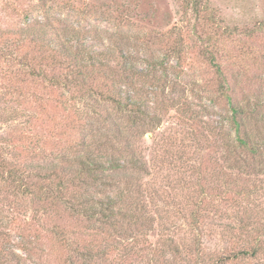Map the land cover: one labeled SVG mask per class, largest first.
Wrapping results in <instances>:
<instances>
[{
  "label": "rangeland",
  "instance_id": "374dc122",
  "mask_svg": "<svg viewBox=\"0 0 264 264\" xmlns=\"http://www.w3.org/2000/svg\"><path fill=\"white\" fill-rule=\"evenodd\" d=\"M71 38L100 55L69 89ZM227 97L264 112V0H0V264H264V159L230 151ZM108 201L127 234L86 211Z\"/></svg>",
  "mask_w": 264,
  "mask_h": 264
},
{
  "label": "trees",
  "instance_id": "16d2710c",
  "mask_svg": "<svg viewBox=\"0 0 264 264\" xmlns=\"http://www.w3.org/2000/svg\"><path fill=\"white\" fill-rule=\"evenodd\" d=\"M208 8V6H207ZM233 31L229 30L228 35L229 37L232 36ZM75 42L76 45L72 46H57L55 50V53L58 54H64L67 61V67H70V75L71 78L68 76L65 78L64 86L67 88H81L79 81L81 78L84 77L83 69L87 67L85 63L92 62V65L90 67L95 68V64H93L99 57L100 54H95V52L91 53L87 46L82 43L80 44V40L78 38L76 39H68V43ZM109 51V49H107ZM111 56L113 53L110 54ZM52 56H55L52 54ZM45 58V57H44ZM44 58L41 57V60ZM122 59V61H121ZM120 59V66L122 67V72H130L131 70V61L130 58H127L123 55H121ZM167 61V59H165ZM215 68L217 69L218 73L221 74V70L219 68V64L214 63ZM77 67V69H76ZM89 68V67H88ZM87 68V69H88ZM86 70V69H85ZM74 76V77H73ZM81 77V78H80ZM84 79V78H83ZM85 80V79H84ZM83 80V81H84ZM76 82V83H75ZM83 87L85 86V83H82ZM88 93H97L102 94L105 96L107 93L105 91H97L93 87L88 86L87 88ZM112 95V96H111ZM109 97L115 103L118 105V107L122 110H125L129 113V122L132 123L133 126H143V123L147 122V120L150 118V121L155 120L150 116V114L146 113L143 109L142 103L140 100H138L137 96L134 94L132 90L128 87H119L115 93H112ZM108 98V97H107ZM226 106L228 109V115H227V121L230 124V128L232 132L234 133L235 140L233 142L232 148L233 153L235 150L238 152V157L244 156V159L251 160V159H257L259 160L264 159V133L261 131L259 132V128L252 132L251 129L248 128V125L251 120H258L262 119L264 122V112L261 111L262 105L260 102L256 101H246V103H240L234 101L232 97H227L226 99ZM246 157H245V155ZM246 161V160H244ZM81 172H85L89 175H95L98 176L100 173H103V171L106 169L102 162L98 159V157L93 155L92 153L88 154V156L82 160L81 162ZM136 164H141L139 160H136ZM110 169L117 168L116 165H114V162H109ZM17 176V175H16ZM17 181V179H15ZM20 181V180H19ZM60 193V192H59ZM41 194L46 195L47 199L54 198V194L50 189H45L41 191ZM84 203L88 202H78V206H84ZM100 209L97 211L94 209V206H88L86 208V211L92 213L94 216L99 215L101 218L105 220V222L109 223V227L113 230H116L117 234L120 236H123V234H127L125 232H122L118 230L121 229V223L116 221V216H118V213L116 211V208L111 204L109 201L104 204H100ZM73 206V205H71ZM80 208V207H79ZM85 209V206H84ZM83 209V210H84ZM120 215V213H119ZM121 216V215H120ZM60 246H65L63 241L60 240L59 243ZM252 256L256 255V251L253 250L250 252ZM241 254H246V252H242ZM249 254V253H248ZM85 255V254H84ZM239 254L235 256V259H238ZM86 258L89 256L85 255ZM66 264H71V260L67 258L64 261Z\"/></svg>",
  "mask_w": 264,
  "mask_h": 264
}]
</instances>
